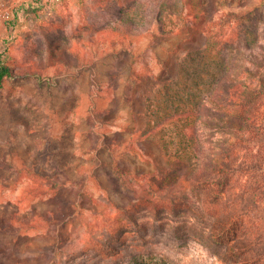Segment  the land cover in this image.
I'll return each instance as SVG.
<instances>
[{
  "label": "rangeland",
  "instance_id": "obj_1",
  "mask_svg": "<svg viewBox=\"0 0 264 264\" xmlns=\"http://www.w3.org/2000/svg\"><path fill=\"white\" fill-rule=\"evenodd\" d=\"M125 2L0 0L9 67L0 85V264H220L208 220L156 215L128 202V187L156 183L168 167L155 139H138L147 110L166 98L164 83L197 61L194 48L211 72L226 58L243 63L247 39L264 44V0H136L123 18L144 19L138 30L120 21ZM158 8L161 29L146 20ZM252 67L242 78L257 86L264 67Z\"/></svg>",
  "mask_w": 264,
  "mask_h": 264
},
{
  "label": "trees",
  "instance_id": "obj_2",
  "mask_svg": "<svg viewBox=\"0 0 264 264\" xmlns=\"http://www.w3.org/2000/svg\"><path fill=\"white\" fill-rule=\"evenodd\" d=\"M135 1L126 0L117 10L123 25L138 30L144 19L123 18ZM144 1L149 5L153 0ZM160 11L145 19L161 29ZM244 45L249 50L243 54L245 61H218L216 73L206 69L203 48L192 49L197 61L190 62L183 76L164 83L166 98L159 101L157 112L147 110L138 136L158 142L168 167L156 183L135 187L127 179L133 193L128 202L136 200L135 206L161 216L191 213L194 219L208 220L206 239L220 264H264V79L254 86L242 78L253 74L252 66L264 67L253 52L254 45L264 49V44L247 39ZM8 73L0 54V85ZM170 83L176 85L173 93ZM115 169L123 173L120 166Z\"/></svg>",
  "mask_w": 264,
  "mask_h": 264
}]
</instances>
